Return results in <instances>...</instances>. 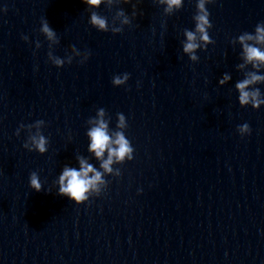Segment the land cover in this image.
Segmentation results:
<instances>
[{
    "label": "clouds",
    "instance_id": "clouds-1",
    "mask_svg": "<svg viewBox=\"0 0 264 264\" xmlns=\"http://www.w3.org/2000/svg\"><path fill=\"white\" fill-rule=\"evenodd\" d=\"M87 6L92 8H98L102 0H82ZM112 0H109L111 3ZM123 3H131V0H122ZM162 3L167 5L165 11H171L173 8H179L181 5V0H161ZM211 3L212 0H209ZM132 16H136V5L133 4ZM198 13L194 17L196 21L195 32L193 31H185V35L187 37V42L183 45V52L189 54L191 60L196 61L198 57L195 55V50L200 47L198 43H196V32L200 33V40L207 43H214V41L210 38L208 30L212 27L209 16L210 13L205 7V0H198L197 3ZM6 11V9H5ZM118 17H123L121 23L124 25H130L131 19L125 12L121 9L117 11ZM90 23L94 27L104 32L111 31L113 34L120 33L123 31V28H112L109 29L108 21L106 17L99 15L96 12L91 13ZM40 32H42L48 40L58 42L55 31L50 27L48 21L46 19L41 21ZM24 40L27 41L28 37L24 36ZM240 43L243 45L245 61L247 63H251L254 68H259L260 65L264 64V51H261L258 47L253 46L246 41H255L257 44L264 43V23H259L255 27V35L245 32L244 34L239 36ZM39 46V42H37ZM50 58L51 54L49 53ZM54 64L59 68L64 64V61L59 57L52 58ZM243 67V65H240ZM129 79V74L124 73L123 75L114 76L112 79L113 85H122ZM231 79L228 74H225L223 79L220 80V84H224L226 81ZM264 81V76L258 75L256 72H251L247 75V77L243 80H240L236 83L235 87L239 92L238 101L241 106H245L251 104L253 109H259L261 105H264V98L261 97V92L259 88H251V85H255L259 82ZM99 115L102 117L104 115L103 109L100 110ZM119 116V124L118 127H124V115L122 113L118 114ZM37 124L43 123L42 120L36 122ZM21 125L20 127H23ZM107 125L103 120H100L97 127L92 128L88 135L91 138V144L89 150L95 153L97 158L102 157L105 150L108 151L109 157L108 160L104 161L101 165L105 171L111 172L110 165L113 162V157L117 161H123L125 158L128 160L133 159L134 149L130 144V141L125 138L122 132L116 133L115 140H112L110 136L107 134ZM239 133L243 136L244 134H250L251 128L245 123L238 126ZM19 135V129L16 132ZM33 147H29V144L25 142L23 145L24 148L29 151H37L40 154L47 152V143L48 141L45 139L43 135L33 136L31 137ZM115 145V147H111L110 145ZM80 170H76L75 168L65 167L62 171V174L59 176V195L68 196L70 199L74 200L77 204L88 199L86 193L89 192L90 189L94 188L97 182L101 181V174L99 172H95L93 167L88 164L84 159L80 158ZM92 172L94 175L89 177V173ZM29 184L31 189L39 192L41 191L42 184L40 182V178L36 172H32L29 177Z\"/></svg>",
    "mask_w": 264,
    "mask_h": 264
}]
</instances>
